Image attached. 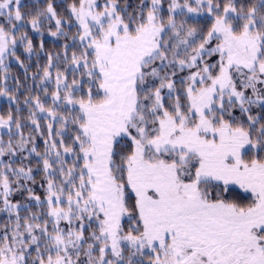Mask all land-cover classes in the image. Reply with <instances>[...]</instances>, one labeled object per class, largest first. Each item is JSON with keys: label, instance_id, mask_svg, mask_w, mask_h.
Listing matches in <instances>:
<instances>
[{"label": "snow or ice", "instance_id": "6c2138e0", "mask_svg": "<svg viewBox=\"0 0 264 264\" xmlns=\"http://www.w3.org/2000/svg\"><path fill=\"white\" fill-rule=\"evenodd\" d=\"M0 98V264H264V0H0Z\"/></svg>", "mask_w": 264, "mask_h": 264}, {"label": "trees", "instance_id": "16d2710c", "mask_svg": "<svg viewBox=\"0 0 264 264\" xmlns=\"http://www.w3.org/2000/svg\"><path fill=\"white\" fill-rule=\"evenodd\" d=\"M13 71L14 72H19V69L14 68ZM0 102H2V98H0Z\"/></svg>", "mask_w": 264, "mask_h": 264}]
</instances>
